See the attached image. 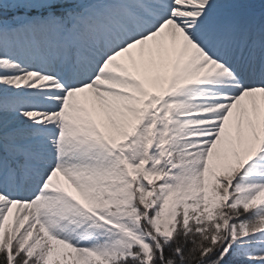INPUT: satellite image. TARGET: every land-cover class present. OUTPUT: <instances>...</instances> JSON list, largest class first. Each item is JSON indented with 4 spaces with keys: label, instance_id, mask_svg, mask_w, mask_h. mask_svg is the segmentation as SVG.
<instances>
[{
    "label": "snow or ice",
    "instance_id": "snow-or-ice-1",
    "mask_svg": "<svg viewBox=\"0 0 264 264\" xmlns=\"http://www.w3.org/2000/svg\"><path fill=\"white\" fill-rule=\"evenodd\" d=\"M0 264H264V0H0Z\"/></svg>",
    "mask_w": 264,
    "mask_h": 264
}]
</instances>
